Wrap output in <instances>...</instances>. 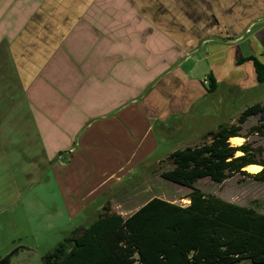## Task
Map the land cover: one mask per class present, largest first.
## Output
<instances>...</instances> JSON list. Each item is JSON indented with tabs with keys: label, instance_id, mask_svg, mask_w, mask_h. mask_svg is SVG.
I'll list each match as a JSON object with an SVG mask.
<instances>
[{
	"label": "crops",
	"instance_id": "obj_1",
	"mask_svg": "<svg viewBox=\"0 0 264 264\" xmlns=\"http://www.w3.org/2000/svg\"><path fill=\"white\" fill-rule=\"evenodd\" d=\"M96 1L0 0L1 169H17L20 165L21 169H33L32 164L27 165L30 161L27 143L31 144L32 137L28 136V126L25 125L32 126L34 122L48 161L51 155L58 153L66 160L61 169H67L73 164L71 159L77 152L71 142L83 141V136L92 131H84L86 126L96 131L97 125L104 124L99 137L111 144L117 136H121L118 138L127 145L136 140L141 143L145 135L142 141L138 137L145 124L149 131L158 123L163 130H169L174 121L191 118L193 104L208 95V85H203L202 81L209 75L215 78L218 89L223 85L230 88V101L235 99L236 86L246 85L247 88V84H253V81L259 85L253 64L239 65L238 60L256 56L264 62L261 57L264 53V26L255 28L240 40L245 34L244 29L240 24L232 25L237 21L236 14L243 12L247 15L251 8L253 12V4H242L243 0H147L150 7H145V12L165 14L174 23H180L183 30L187 28L184 22L196 24L189 28L191 30L200 26L205 29V22L207 27L211 20L208 13L216 15L217 25L221 23L218 15H223L221 18L228 25L227 29L241 30V34H234L237 35L234 40H209L185 57V49H180L178 40L173 42V38L161 35L152 51L147 50L144 43H139V38L134 39L138 43L131 46L129 34L124 38V28H119L122 24L105 23V28L99 29V22L83 21ZM141 23H137L139 28ZM115 30L121 36L115 37ZM244 44L246 53L243 52ZM148 46L152 45L149 43ZM165 46L168 47L163 49ZM256 50L262 54L258 55ZM151 53L154 56L149 55ZM195 53H203L209 65L210 72L201 79L192 78L180 70L181 62L189 61ZM162 55L166 56V61L159 63ZM149 58L152 64L147 76L145 68ZM140 69L144 71L131 77L132 70ZM136 107L138 109H134ZM124 112L127 114L119 117ZM125 121L130 128L124 125ZM18 126L23 127L20 139ZM165 134L162 135L170 138ZM90 136L86 141L88 144L95 142ZM55 140L63 143L52 150ZM19 141L25 142L20 151ZM150 162L155 161L145 160L139 166ZM117 173L103 179L95 190L107 189V186L111 189L109 184L112 183V188L119 184L124 178L123 168ZM127 201L103 202L92 213L90 224L109 204L111 210L114 205L115 213L124 218L145 204L133 209Z\"/></svg>",
	"mask_w": 264,
	"mask_h": 264
},
{
	"label": "rangeland",
	"instance_id": "obj_2",
	"mask_svg": "<svg viewBox=\"0 0 264 264\" xmlns=\"http://www.w3.org/2000/svg\"><path fill=\"white\" fill-rule=\"evenodd\" d=\"M242 4H253L254 11L251 12V8L247 15L243 12L241 15L236 14L237 21L235 24L233 21L232 25L240 24L244 29L243 33L248 29L253 31L259 26H264V0H243ZM145 7H150L147 0H97L90 11H87L83 21L99 22V29L105 28V23L122 24L123 26L119 28H124V38L129 34L131 46L137 44L138 41L134 39L139 38V43H144L145 48L152 51L155 49L156 40L161 35L165 38H173V42L174 39L178 40L180 49H185V57L204 42L217 38L231 41L239 35L237 32L241 31L227 29L228 25L221 18L223 15H218L221 23L220 26L217 25L218 22L214 18L216 15L209 13L208 18L211 20L207 23L209 25L207 27L205 22V29L200 26L191 30L189 28L196 24L184 22L187 28L183 30L180 23H174L168 16L157 11L145 12ZM211 9L209 7V10ZM143 20L157 29L149 28L151 26L141 23ZM138 22L141 23L140 28ZM114 32L115 37L121 36V34L118 35V30ZM236 33L237 35H234ZM229 34L231 36L227 37L226 35ZM245 37H247L246 34ZM149 43L152 46H148ZM166 47L168 46L163 49ZM242 47L243 52L246 53V44ZM256 53L262 54L258 50ZM149 55L154 56L152 53ZM262 56L264 59V53ZM204 57L203 53L193 54L189 61L181 62L180 70L192 78H203L210 72ZM165 59L166 56L162 55L158 62L164 63ZM147 60L145 69L148 76V67L151 66L152 61L150 58ZM132 71L131 77L144 70ZM255 83L256 81H253V84L248 83L247 88L246 85L236 86V96L232 101H230V88L226 85L220 86L213 93H208L206 98L199 99L193 104L189 115L191 118L185 117L174 121L171 129L175 130V133H171V129L163 130L160 123L152 126L149 131V127L145 124L144 131H141L138 137L139 141H142L145 135L141 143L136 140L127 145L118 138L121 136H117L114 145L99 137L105 128L104 124L97 125L96 131L86 126L83 128L84 131L89 132L91 129L92 131L83 136V141L78 139L71 142L77 152L71 159L73 164L67 169H61L63 164H66V160L62 159L64 157L58 153L51 155L48 161L43 148L44 144L38 138L40 136L35 122L32 126L25 125L28 126V136L32 137L31 144L27 143L28 158L31 161H28L27 165L32 164L33 169H21V165L17 169H1L0 167V260L18 250L11 257V264H45L46 255L65 243L66 238L70 237L74 230L87 227L92 213L107 200L115 204L120 200L128 199L127 202L132 204L133 209L154 197L169 200L178 205L190 204L187 198L192 191L190 188L176 185L161 177V173L170 168L166 161L168 155L188 146L201 145L208 131L216 130L223 124L237 123L240 114L252 105L259 103L264 105V84L256 85ZM129 111L131 113L132 110ZM126 114L124 112L118 116L122 117ZM203 114H207L206 117H202ZM260 124L259 117H251L242 125L241 130V136L247 135V138L241 137L242 144L251 145L257 160L264 159V137L249 133L253 126ZM124 125L130 128L126 125V121ZM22 128L18 126L19 139L23 133ZM162 134L170 138H165ZM90 135L95 142L88 144L86 141L90 140ZM61 143H63L62 140H55L52 143L54 148L52 150H56ZM24 145L25 142H18L19 151ZM145 160L155 162L139 166ZM157 160L160 161L157 163ZM119 168H123L122 176H124L119 184L112 188L111 183V186L109 184L111 189L107 186V189L95 190L103 179L111 174H118ZM195 187L206 194L215 195L240 206L256 208L264 213L263 178L235 173L223 183H215L209 178L201 179ZM112 208L111 210L109 204V211L115 213L114 205Z\"/></svg>",
	"mask_w": 264,
	"mask_h": 264
},
{
	"label": "trees",
	"instance_id": "obj_3",
	"mask_svg": "<svg viewBox=\"0 0 264 264\" xmlns=\"http://www.w3.org/2000/svg\"><path fill=\"white\" fill-rule=\"evenodd\" d=\"M246 62L253 64L257 83L264 84V62L256 56L238 60L239 65ZM208 79V93H213L217 82L212 75ZM251 117H259L261 124L249 134L264 137V105L259 103L245 109L237 123L209 131L201 145L168 155L170 168L161 177L190 188V204L154 197L127 218L105 208L97 220L74 230L48 253L45 264H264V213L195 187L201 179L223 183L235 173L264 179V159H256L251 145L230 143L247 138L241 130ZM252 164L263 170L242 171Z\"/></svg>",
	"mask_w": 264,
	"mask_h": 264
},
{
	"label": "bare ground",
	"instance_id": "obj_4",
	"mask_svg": "<svg viewBox=\"0 0 264 264\" xmlns=\"http://www.w3.org/2000/svg\"><path fill=\"white\" fill-rule=\"evenodd\" d=\"M242 142H243V138L241 137H235V138H232L230 139V143L233 145V146H240L242 145ZM241 153L238 152L237 153V156H239ZM245 171L251 173V174H255V173H258L262 170V167L260 165H249L247 166L246 168H244Z\"/></svg>",
	"mask_w": 264,
	"mask_h": 264
},
{
	"label": "built area",
	"instance_id": "obj_5",
	"mask_svg": "<svg viewBox=\"0 0 264 264\" xmlns=\"http://www.w3.org/2000/svg\"><path fill=\"white\" fill-rule=\"evenodd\" d=\"M250 33H251V30H250V29H248V30L245 32L246 35H249ZM245 34H244L243 37L240 38V40L245 39ZM202 83H203V85H209L210 81H209V79L205 78V79L202 81Z\"/></svg>",
	"mask_w": 264,
	"mask_h": 264
},
{
	"label": "water",
	"instance_id": "obj_6",
	"mask_svg": "<svg viewBox=\"0 0 264 264\" xmlns=\"http://www.w3.org/2000/svg\"><path fill=\"white\" fill-rule=\"evenodd\" d=\"M17 251L18 250L13 251L9 256L0 260V264H6Z\"/></svg>",
	"mask_w": 264,
	"mask_h": 264
},
{
	"label": "flooded vegetation",
	"instance_id": "obj_7",
	"mask_svg": "<svg viewBox=\"0 0 264 264\" xmlns=\"http://www.w3.org/2000/svg\"><path fill=\"white\" fill-rule=\"evenodd\" d=\"M10 261H11V259L6 264H11Z\"/></svg>",
	"mask_w": 264,
	"mask_h": 264
}]
</instances>
